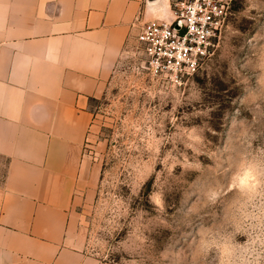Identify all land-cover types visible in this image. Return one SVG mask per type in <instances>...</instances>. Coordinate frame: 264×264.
Returning <instances> with one entry per match:
<instances>
[{"label":"rangeland","instance_id":"1","mask_svg":"<svg viewBox=\"0 0 264 264\" xmlns=\"http://www.w3.org/2000/svg\"><path fill=\"white\" fill-rule=\"evenodd\" d=\"M195 1L169 0V21L177 5ZM199 4L217 8L218 17L213 54L194 76L155 74L132 37L106 92L92 101L97 138L86 157L99 181L78 209L86 248L102 263L220 264L233 243L245 242L244 235L233 239L238 228L260 231L259 220L244 213L264 202V0ZM165 149L191 156L210 192L221 188L213 181L224 169L235 168L231 206L218 212L187 188L151 219L131 208L129 191L138 190L147 162ZM4 175L0 164V181ZM153 200L161 202L158 194Z\"/></svg>","mask_w":264,"mask_h":264},{"label":"crops","instance_id":"2","mask_svg":"<svg viewBox=\"0 0 264 264\" xmlns=\"http://www.w3.org/2000/svg\"><path fill=\"white\" fill-rule=\"evenodd\" d=\"M169 17V0H0V264H106L78 209L99 181L91 104L136 20Z\"/></svg>","mask_w":264,"mask_h":264},{"label":"clouds","instance_id":"3","mask_svg":"<svg viewBox=\"0 0 264 264\" xmlns=\"http://www.w3.org/2000/svg\"><path fill=\"white\" fill-rule=\"evenodd\" d=\"M237 119L242 120L240 117ZM193 155L200 157L202 154L193 153ZM191 163L192 157L187 153L174 156L170 150L165 149L162 154L157 150L156 155L147 162L149 170L138 190L134 193L129 191V196L134 197L130 207L134 209L139 207L151 219L162 212L166 213L169 199L180 200L187 188H193L194 198L204 201L208 207L218 212L230 207L238 191L233 185L235 168L224 169L219 178L213 181V184L217 182L221 184V188L218 192H210L208 184L201 179V171L190 167ZM200 168L203 169V165H200ZM149 183L150 188H148ZM157 194L160 197V204H156L153 200V196ZM244 215L245 219L259 220L260 231L256 233L253 229L252 232H246L238 228L233 239L244 235L245 242L233 243L228 253L222 255L220 264H264V202L255 208L250 207Z\"/></svg>","mask_w":264,"mask_h":264},{"label":"built area","instance_id":"4","mask_svg":"<svg viewBox=\"0 0 264 264\" xmlns=\"http://www.w3.org/2000/svg\"><path fill=\"white\" fill-rule=\"evenodd\" d=\"M217 8L211 11L199 0L177 5L172 21H143L133 24L136 50L147 58L155 74L169 73L177 79L194 76L213 54Z\"/></svg>","mask_w":264,"mask_h":264}]
</instances>
